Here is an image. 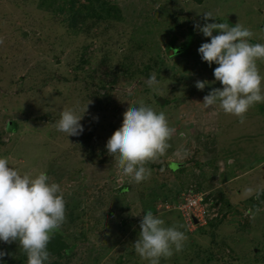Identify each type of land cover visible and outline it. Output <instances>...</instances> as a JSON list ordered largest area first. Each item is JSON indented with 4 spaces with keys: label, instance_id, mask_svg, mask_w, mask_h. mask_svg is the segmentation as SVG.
I'll return each mask as SVG.
<instances>
[{
    "label": "rangeland",
    "instance_id": "374dc122",
    "mask_svg": "<svg viewBox=\"0 0 264 264\" xmlns=\"http://www.w3.org/2000/svg\"><path fill=\"white\" fill-rule=\"evenodd\" d=\"M206 12L208 23H239L264 44V0H0V158L21 174L45 172L66 201L53 236L66 246L48 264H148L133 247L147 211L187 236L160 264H264V103L243 124L204 108L222 87L197 51L210 42L194 29ZM197 80L210 83L198 90ZM89 101L82 134L55 129L62 110L79 114ZM141 101L176 131L135 183L106 143ZM196 192L212 199L203 226L177 212ZM0 251V264H26L17 242L0 241Z\"/></svg>",
    "mask_w": 264,
    "mask_h": 264
},
{
    "label": "clouds",
    "instance_id": "9594fccd",
    "mask_svg": "<svg viewBox=\"0 0 264 264\" xmlns=\"http://www.w3.org/2000/svg\"><path fill=\"white\" fill-rule=\"evenodd\" d=\"M205 23H194V29L210 38L198 48V54L213 69L214 81L222 87L213 88L203 98L208 109L218 106L224 114L233 115L243 124L246 113L257 103H264V76L260 74L257 61H264V44L250 43L253 32L236 23H208L215 19L211 12L203 13ZM216 31L218 34L213 35ZM155 90L159 81L155 74L146 81ZM210 82H195L203 90ZM89 101L79 109L66 108L55 122L57 131L67 136H79L84 131L80 121L88 111ZM121 126L107 140V154L115 159L121 177H129L135 183L148 179L150 162L163 156L170 147L169 141L175 129L169 126L164 112L157 113L142 101L124 111ZM249 193L253 189L247 190ZM259 193H257V196ZM65 198L57 183H49L45 172L34 177L21 174L9 167L7 158H0V241L5 244L17 242L26 255V264H48V244L65 222ZM180 226L165 227V221L153 212L142 215L138 239L133 244L135 253L148 264H160L162 258H171L174 252L183 250L187 236ZM8 255L0 251V258Z\"/></svg>",
    "mask_w": 264,
    "mask_h": 264
},
{
    "label": "built area",
    "instance_id": "2783aa9c",
    "mask_svg": "<svg viewBox=\"0 0 264 264\" xmlns=\"http://www.w3.org/2000/svg\"><path fill=\"white\" fill-rule=\"evenodd\" d=\"M196 192V198L193 200H186L181 198V204L178 207L177 212L181 214V216L188 217V221L190 226H203L206 224V220L209 217V208L212 205L210 200L211 197H207L206 194L203 196L198 195Z\"/></svg>",
    "mask_w": 264,
    "mask_h": 264
},
{
    "label": "trees",
    "instance_id": "16d2710c",
    "mask_svg": "<svg viewBox=\"0 0 264 264\" xmlns=\"http://www.w3.org/2000/svg\"><path fill=\"white\" fill-rule=\"evenodd\" d=\"M196 3H201L203 0H193ZM76 18H74V22ZM65 244L61 243L57 237L51 239L50 243L48 244V250L50 253H54V251H61L65 249Z\"/></svg>",
    "mask_w": 264,
    "mask_h": 264
}]
</instances>
